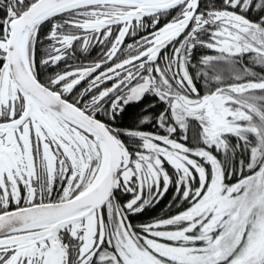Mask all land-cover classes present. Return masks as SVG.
Listing matches in <instances>:
<instances>
[{"label":"snow or ice","instance_id":"6c2138e0","mask_svg":"<svg viewBox=\"0 0 264 264\" xmlns=\"http://www.w3.org/2000/svg\"><path fill=\"white\" fill-rule=\"evenodd\" d=\"M0 264H264V0H0Z\"/></svg>","mask_w":264,"mask_h":264},{"label":"trees","instance_id":"16d2710c","mask_svg":"<svg viewBox=\"0 0 264 264\" xmlns=\"http://www.w3.org/2000/svg\"><path fill=\"white\" fill-rule=\"evenodd\" d=\"M139 108H133L129 109V118L126 120L125 126L130 125L132 123V118L139 112ZM171 200V195L166 196L158 205H156L154 208H151L152 210L146 211L143 214H140L137 216V221H143L147 218H156L167 215L170 211H175V209H169L167 205L169 204V201Z\"/></svg>","mask_w":264,"mask_h":264},{"label":"flooded vegetation","instance_id":"af4514ba","mask_svg":"<svg viewBox=\"0 0 264 264\" xmlns=\"http://www.w3.org/2000/svg\"><path fill=\"white\" fill-rule=\"evenodd\" d=\"M128 42H130V41H128ZM96 55H97V53L94 51V52L92 53V57H95ZM141 107H143V105H141ZM137 108L140 109V107H137ZM139 111H140V110H139ZM150 210H152V209H149V210H147V211H150ZM150 220H152V218H147V219H145V220H143V221H137V216L132 217V222H133V224L144 223V222H147V221H150Z\"/></svg>","mask_w":264,"mask_h":264}]
</instances>
